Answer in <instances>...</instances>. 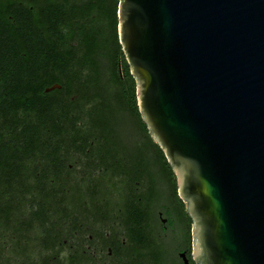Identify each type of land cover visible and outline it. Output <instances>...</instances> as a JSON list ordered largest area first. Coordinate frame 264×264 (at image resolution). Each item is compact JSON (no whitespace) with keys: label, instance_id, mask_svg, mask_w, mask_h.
Segmentation results:
<instances>
[{"label":"water","instance_id":"obj_1","mask_svg":"<svg viewBox=\"0 0 264 264\" xmlns=\"http://www.w3.org/2000/svg\"><path fill=\"white\" fill-rule=\"evenodd\" d=\"M137 108L196 264H264V0H118Z\"/></svg>","mask_w":264,"mask_h":264},{"label":"trees","instance_id":"obj_2","mask_svg":"<svg viewBox=\"0 0 264 264\" xmlns=\"http://www.w3.org/2000/svg\"><path fill=\"white\" fill-rule=\"evenodd\" d=\"M82 1L0 0V264H62L56 244L76 223L58 184L63 161L94 150L95 133L109 132L123 109L168 165L137 108L118 0ZM77 58L92 78L74 71Z\"/></svg>","mask_w":264,"mask_h":264},{"label":"flooded vegetation","instance_id":"obj_3","mask_svg":"<svg viewBox=\"0 0 264 264\" xmlns=\"http://www.w3.org/2000/svg\"><path fill=\"white\" fill-rule=\"evenodd\" d=\"M60 88L54 85L47 90ZM111 129L95 133L94 150L88 149L86 154L70 151L63 161L58 184L64 207L74 211L76 223L64 226L56 244L58 259L62 264H95L105 250L109 264H196L192 234H187L184 224L191 219L178 196L169 163H164L161 152L147 149L144 143L120 159L123 144ZM141 135L146 140V134ZM77 155L85 158L84 167L90 170L87 175L98 172L97 176L92 174L86 181L73 179L79 158L70 162ZM48 183L56 181L50 178ZM68 246L75 253L63 256ZM85 246H94L92 254Z\"/></svg>","mask_w":264,"mask_h":264},{"label":"rangeland","instance_id":"obj_4","mask_svg":"<svg viewBox=\"0 0 264 264\" xmlns=\"http://www.w3.org/2000/svg\"><path fill=\"white\" fill-rule=\"evenodd\" d=\"M79 3H82V0H76ZM73 40L71 43L73 44H77V41ZM101 64L104 65V67L107 66V61L104 58H100ZM76 66L74 67V71H77L80 73L81 76H85V75H91V78L94 76V74L89 71L86 67H82L79 64V60L78 58L76 59ZM98 105V104H97ZM89 106L83 107L81 109V111L83 113H87ZM82 116L86 117L84 114H82ZM84 122L87 121L88 122V118H84L83 120ZM113 123H111V128L113 130V126H114V132H117V134L119 135V141L121 144H123V146H120L121 149V153H120V159L124 158V156L126 155V153H128L127 151L130 152L131 148H137L140 143H147L146 140L143 139V136L141 135V128L140 125L138 123V120L135 116H133L129 111H127L126 109H123L121 113L115 114L113 117ZM101 133V132H99ZM152 147H147V149H151ZM79 154V153H78ZM78 164L76 163V168L72 174V177L74 180H78V181H82V180H87L92 177V174H95V176H97L96 174L98 172H91V175H87L89 173L90 170H88L87 168L84 167V157L83 156H75L70 163H75L76 160H78ZM74 169V168H73ZM116 182H118V180H116ZM183 202V201H182ZM185 229L187 231V234L189 235V233L191 232V227H192V223L191 221H185ZM96 226H101L100 224H96ZM68 237V232L65 234ZM192 239V238H191ZM73 241L69 240V244H72ZM86 250H90L89 252L94 251V246H92L90 249L89 247L85 246L84 247ZM73 252L75 253L74 249H71L69 246L67 247L65 253L63 254V256L65 254H69V252ZM175 253H176V246H175ZM102 258L97 257V259L99 261H96L95 264H109V260L107 258V254L106 251L104 250L103 253H101ZM52 259V258H51ZM52 264H54V260L51 261Z\"/></svg>","mask_w":264,"mask_h":264}]
</instances>
